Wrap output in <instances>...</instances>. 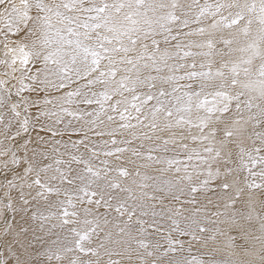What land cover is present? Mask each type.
<instances>
[{"label":"snow or ice","instance_id":"snow-or-ice-1","mask_svg":"<svg viewBox=\"0 0 264 264\" xmlns=\"http://www.w3.org/2000/svg\"><path fill=\"white\" fill-rule=\"evenodd\" d=\"M0 264H264V0H0Z\"/></svg>","mask_w":264,"mask_h":264}]
</instances>
